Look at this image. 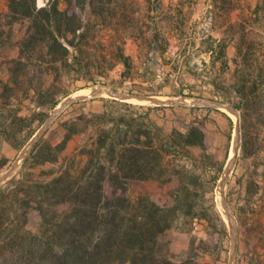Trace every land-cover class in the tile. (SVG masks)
Wrapping results in <instances>:
<instances>
[{
    "label": "trees",
    "instance_id": "16d2710c",
    "mask_svg": "<svg viewBox=\"0 0 264 264\" xmlns=\"http://www.w3.org/2000/svg\"><path fill=\"white\" fill-rule=\"evenodd\" d=\"M5 2L10 24L20 23L24 38L18 43V57L0 62L6 71L5 80H0V150L8 145L19 151L66 95L50 92L52 81L60 74L81 75L88 68L83 52L89 43L90 20L112 32L106 43L110 48L96 58L95 67L109 62L108 70L119 63L124 79L133 66L124 49L122 20L127 16L119 0H63L64 8L59 0L43 6L35 0ZM112 3L118 5L109 8ZM158 34L154 32L150 42L152 52L166 47ZM222 50L223 45H217L214 52ZM36 51L41 54L38 58L33 56ZM33 70L45 76L20 97L21 76ZM46 77H51L47 86ZM176 82L169 95L202 98L185 92L190 86L179 78ZM231 85L239 99L231 106L236 110L257 91L252 86L246 93L243 79ZM101 99L100 109H81L63 118L60 113L33 143L17 173L0 184V264H216L179 257L164 240L174 221L195 218L202 211L197 208L206 192L199 188L202 176L213 170L206 178L211 191L222 171L223 162L216 160L207 141L204 119L197 115L187 119L171 104ZM24 100L33 105L27 112ZM75 103L79 101L70 105ZM77 137L82 143L68 150ZM9 162L1 155L0 170ZM45 165L48 168L34 177L33 170ZM149 181L174 184L170 202L159 204L149 193L129 196L131 186ZM208 201L212 208L211 197ZM213 215L225 233L219 214L213 211ZM251 241L248 235L240 239L238 264H264V252Z\"/></svg>",
    "mask_w": 264,
    "mask_h": 264
},
{
    "label": "rangeland",
    "instance_id": "374dc122",
    "mask_svg": "<svg viewBox=\"0 0 264 264\" xmlns=\"http://www.w3.org/2000/svg\"><path fill=\"white\" fill-rule=\"evenodd\" d=\"M35 1L37 6H43L49 0ZM118 4H124L127 16L122 23L126 30L125 53L132 56L130 76L124 79L120 76L123 66L119 63L108 70L109 62L95 67L96 58L110 48L106 43L112 32L105 25L98 27L90 20L89 43L83 52V62L89 63L88 68L83 69L85 73L81 75L60 74L56 81H52L54 85L50 89L56 96L66 93L62 99L72 94L85 98L72 105L73 102L61 108L56 106L50 112L51 115L55 111L56 115L51 117L49 126L60 113L63 118L81 109L97 110L103 104L101 98H112L103 92L93 97H86L89 93L82 94L90 88H116L117 93L131 90L154 96L161 102L176 101L172 104L176 114L187 119L196 115L204 119L207 141L216 160L223 162V167L211 191H208L206 178L213 174V170L202 176L199 188L206 192L197 206L198 209L201 206L202 211L195 218L175 219L164 236L169 249L179 257L191 256L200 262L213 260L216 264H238L240 239L248 235L256 249L264 252V0H119ZM118 4L112 3L109 8ZM64 6L63 0H59V7ZM11 19L5 0H0V62L17 58L18 43L24 38V27L20 23L10 24ZM154 32L159 33L160 42H165L164 50L150 51ZM215 36L224 37L225 62L212 59L213 55L209 53L212 50L214 54L216 46L211 40ZM28 54L24 53L25 56ZM40 55L36 51L33 56L38 58ZM5 72L0 68V80H5ZM41 72L33 70L27 76H21L17 87L20 97L30 84L40 83L45 76ZM177 78L190 86L185 92L200 94L202 98L169 95L178 86ZM236 79L244 80L246 93L252 86L257 87L256 93H250L238 110L231 107L239 100L231 85ZM50 82L51 77H46L44 85ZM160 85L164 86L159 90ZM122 99L149 104L139 97L122 96ZM28 103V100L22 102L23 112L33 107ZM183 104L197 109L190 111L180 106ZM227 110L236 117L233 118ZM234 129L237 130L236 146L231 150ZM59 138L58 133L55 140ZM29 140L19 151L8 145L2 146L0 156H6L10 162L0 170V184L20 169L31 148ZM77 143H82L78 137L68 144L67 149L71 150ZM47 166L34 169V177H38V171ZM173 185L156 181L136 183L129 188L128 194L135 199L140 194L149 193L154 201L163 204L170 202L169 192ZM210 197L212 208L209 207ZM213 211L223 221L225 233ZM189 244L191 246L187 249Z\"/></svg>",
    "mask_w": 264,
    "mask_h": 264
},
{
    "label": "water",
    "instance_id": "95a60500",
    "mask_svg": "<svg viewBox=\"0 0 264 264\" xmlns=\"http://www.w3.org/2000/svg\"><path fill=\"white\" fill-rule=\"evenodd\" d=\"M90 89H91V91H90V93L88 95H86V97H93L94 95L98 94L99 92H103L106 95H108L109 97H112L114 99H119L121 101H127L125 99L120 98L122 96H127V97H140V98L146 99V100H148L149 104H152V105H158L160 103H165V104H171L172 105V104H174L176 102V101L161 102V101H158L154 96H136V95H132V94H128V93H117V92H114V91L108 90V89H100V88H90ZM83 98H85V96L73 95L72 94V95L66 96L64 99H62L57 104V106L61 108V107H64V106H66L67 104H69L71 102H74V101H77V100H80V99H83ZM218 106H221V105H218ZM55 115H56L55 111L51 115H49L47 120L41 125L40 129H38L34 133V135L31 137V141L29 140L30 141L29 146H32L33 143L37 140V138L49 126V123L51 121V117H54ZM5 177L6 176H4L3 178H5ZM1 181H2V179H0V182Z\"/></svg>",
    "mask_w": 264,
    "mask_h": 264
},
{
    "label": "crops",
    "instance_id": "0c3cea01",
    "mask_svg": "<svg viewBox=\"0 0 264 264\" xmlns=\"http://www.w3.org/2000/svg\"><path fill=\"white\" fill-rule=\"evenodd\" d=\"M211 42L214 46L223 45L224 44V37L223 36H215L214 39L211 40ZM209 53L210 54L212 53V55H213L212 59L217 58L218 60L225 62V60H224L225 59L224 48L222 50V53L218 54V53L214 52V54H213L212 50H210Z\"/></svg>",
    "mask_w": 264,
    "mask_h": 264
},
{
    "label": "bare ground",
    "instance_id": "6f19581e",
    "mask_svg": "<svg viewBox=\"0 0 264 264\" xmlns=\"http://www.w3.org/2000/svg\"><path fill=\"white\" fill-rule=\"evenodd\" d=\"M83 91V90H82ZM90 91H91V89H86L85 91H83L82 92V94H87V93H90ZM78 94V93H77ZM122 98V97H121ZM126 98H128L127 96H126ZM135 98V97H134ZM137 98V97H136ZM140 98V97H139ZM141 99H143V98H141ZM144 100H146V99H144ZM147 102H148V100H146ZM223 108V107H222ZM229 110H231V109H229ZM226 112V111H225ZM227 112L233 117V118H235L236 116H235V114L233 113V112H231V111H228L227 110ZM236 134H237V130H233V133H232V139H231V145H230V149L231 150H234V148H235V146H236ZM237 137H238V135H237ZM231 156H232V153H231Z\"/></svg>",
    "mask_w": 264,
    "mask_h": 264
}]
</instances>
